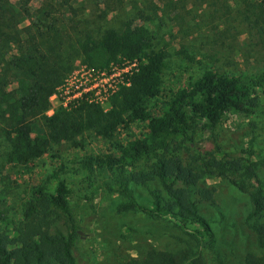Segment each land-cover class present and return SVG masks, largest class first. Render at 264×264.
<instances>
[{
  "label": "trees",
  "instance_id": "16d2710c",
  "mask_svg": "<svg viewBox=\"0 0 264 264\" xmlns=\"http://www.w3.org/2000/svg\"><path fill=\"white\" fill-rule=\"evenodd\" d=\"M55 3L45 0L32 10L23 0H0V65L16 74L0 75V79L13 76L16 83L10 88L7 82L0 86V129L10 145L7 161L29 166L52 142L72 140L87 131L112 138L123 125L146 124L140 135L119 142L116 151L92 153L54 166L34 186L21 217H11L0 208V222L12 231L0 233V264H78L73 247L80 226L70 200L81 193L93 206L92 194L100 189L124 197L119 212L140 210L156 218L170 215L210 235V225L193 198V188L205 174L226 177L249 195L252 209L246 223L257 234L262 253H248L244 264H264V180L251 160L227 158L217 133L227 112L248 115L259 107L264 99V68L238 73L208 68L155 103L167 52L155 47L151 31L130 19L120 28H105L99 38L86 30L68 45L56 23L54 13L60 10ZM76 56L94 69H106L123 58H137L138 66L130 84L112 95L108 109L83 101L47 116L49 96L75 68ZM197 124L211 134L213 151L204 152L197 145ZM243 152L253 154L251 149ZM103 175L109 180L103 178L100 183ZM152 183L159 186L152 188ZM133 186L147 189L153 199L150 206L136 197ZM90 188L91 193L87 192ZM214 190L201 188V200L213 201ZM64 217L70 222L67 233L56 228ZM120 264L205 263L200 250L187 246L149 249L144 257L132 256Z\"/></svg>",
  "mask_w": 264,
  "mask_h": 264
},
{
  "label": "rangeland",
  "instance_id": "374dc122",
  "mask_svg": "<svg viewBox=\"0 0 264 264\" xmlns=\"http://www.w3.org/2000/svg\"><path fill=\"white\" fill-rule=\"evenodd\" d=\"M36 10L45 0H23ZM262 0H56L54 13L67 44L86 30L99 38L107 27L120 28L126 20L144 24L152 33L157 49L167 52L163 83L153 100L167 99L177 88L205 69L222 72H257L264 68V4ZM60 14V15H59ZM28 23V20H27ZM26 24V22L24 23ZM75 58V68L81 64ZM74 68V69H75ZM73 69V70H74ZM10 72L0 65V75ZM14 74V72H10ZM9 75L0 79L14 87ZM68 76V75H67ZM264 99L253 114L227 112L217 127L218 142L230 160L254 162L264 180ZM146 123L121 126L112 138L87 131L72 140L52 142L48 151L32 165L7 161L9 142L0 129V208L11 217H21L33 195L56 165L92 153L116 151L117 144L144 132ZM196 127L197 145L214 150L211 134ZM1 128V122H0ZM243 149L253 150L250 155ZM192 155L197 154L193 150ZM185 152L184 156L189 157ZM217 158H220L219 156ZM245 162V161H244ZM107 179L108 175L99 178ZM250 187L253 186L250 182ZM158 187L157 183L151 184ZM215 188L213 201L201 200V188ZM254 188V187H252ZM92 188L87 192L91 193ZM136 197L145 205L152 197L143 186H133ZM199 213L210 225V235L196 224H180L167 215L152 217L143 211L119 212L124 197L102 189L93 193V206L74 194L70 200L75 222L80 226L73 253L78 264H120L129 257H144L147 250H176L191 246L200 250L205 264H244L248 253L261 254L257 234L246 218L252 209L249 195L226 177L205 174L193 188ZM163 194L165 192L163 191ZM56 228L70 230L66 217ZM199 229V231H197ZM12 232L0 222L1 232Z\"/></svg>",
  "mask_w": 264,
  "mask_h": 264
},
{
  "label": "built area",
  "instance_id": "2783aa9c",
  "mask_svg": "<svg viewBox=\"0 0 264 264\" xmlns=\"http://www.w3.org/2000/svg\"><path fill=\"white\" fill-rule=\"evenodd\" d=\"M137 66V58H123L111 63L106 69L79 64L49 96V107L45 114L51 116L59 109L70 110L83 101L97 103L108 109L112 95L122 86L130 84Z\"/></svg>",
  "mask_w": 264,
  "mask_h": 264
}]
</instances>
